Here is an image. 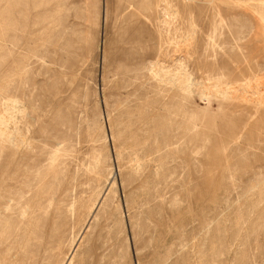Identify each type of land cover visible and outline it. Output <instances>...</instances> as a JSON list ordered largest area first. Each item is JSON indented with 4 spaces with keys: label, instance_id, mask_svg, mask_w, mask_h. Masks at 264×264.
Wrapping results in <instances>:
<instances>
[{
    "label": "rangeland",
    "instance_id": "obj_1",
    "mask_svg": "<svg viewBox=\"0 0 264 264\" xmlns=\"http://www.w3.org/2000/svg\"><path fill=\"white\" fill-rule=\"evenodd\" d=\"M158 1L0 0V264H264V0Z\"/></svg>",
    "mask_w": 264,
    "mask_h": 264
},
{
    "label": "bare ground",
    "instance_id": "obj_2",
    "mask_svg": "<svg viewBox=\"0 0 264 264\" xmlns=\"http://www.w3.org/2000/svg\"><path fill=\"white\" fill-rule=\"evenodd\" d=\"M158 4H159V1L157 0V2H155L154 8H157ZM154 66L156 67V65H154ZM152 75L164 83L171 82L172 84H174L176 86V90H179V91L181 90L183 92H187L189 89V85L187 84V80L184 77H181L179 75H175L174 78H170L169 76L167 78L166 74H163L160 70H158L156 68L153 69ZM215 92H217V91H215ZM220 93L221 92H219L218 96H220ZM218 96H213L212 98H217Z\"/></svg>",
    "mask_w": 264,
    "mask_h": 264
}]
</instances>
